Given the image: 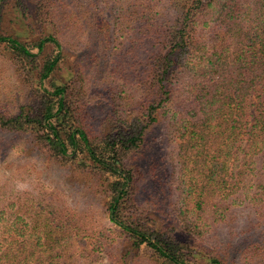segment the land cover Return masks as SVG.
<instances>
[{"label":"trees","instance_id":"obj_1","mask_svg":"<svg viewBox=\"0 0 264 264\" xmlns=\"http://www.w3.org/2000/svg\"><path fill=\"white\" fill-rule=\"evenodd\" d=\"M6 1L0 0V28ZM55 1L37 4L38 29L51 30L33 44L37 53L0 35L25 80L26 67L46 45L57 50L39 67L33 103L13 115L0 110V130L25 139L45 164L68 169L102 195L108 220L131 246L123 253L116 247L110 264H131L142 248L155 264H191L199 247H221L211 237L214 229L231 228L241 213L243 234L262 230L264 0H97L98 15L84 23L77 12L56 14ZM89 41L106 61L111 108L108 126L97 132L88 124L82 64L66 85L42 88L67 54ZM158 125L172 147L168 177L179 198L171 204L176 226L143 224L133 215L134 159ZM69 209L43 191L9 196L0 187V264H80L105 251L97 247L104 246L99 234L95 242L81 232ZM247 240L240 244L264 247V236ZM70 241L81 247H63ZM88 241L94 247H86ZM207 255L211 264H228L216 252Z\"/></svg>","mask_w":264,"mask_h":264},{"label":"rangeland","instance_id":"obj_2","mask_svg":"<svg viewBox=\"0 0 264 264\" xmlns=\"http://www.w3.org/2000/svg\"><path fill=\"white\" fill-rule=\"evenodd\" d=\"M38 2L39 0H7L0 28L1 36L18 39L31 48L33 54L37 53L33 44L51 34L47 25H43L46 27L44 33L37 27L35 14ZM55 7L56 14L62 11L68 14L77 12L81 23L85 20L90 22L100 11L97 0H62L60 3L56 0ZM96 19L102 21V17ZM83 46L81 50L77 49L67 54L59 70L50 80L43 83L42 88L45 91H52L54 84L66 85L77 66L82 64L85 87L87 86L88 90L86 105V113L89 115L88 124L97 132L102 129L106 115L111 110L105 91L108 77L105 69L106 61L96 43L89 41ZM56 53L57 50L53 45H46L35 64L26 67L28 76L25 80L18 71L16 60L3 45H0L1 111L13 115L17 114L21 107L33 103L39 89L37 82L39 67L43 59L52 58ZM30 148L25 139L0 130V187H4L9 196L39 191L52 194L54 200H60L73 210L74 221L79 223L81 232L94 237L95 242L99 234L100 242L104 246L97 247H106L105 251L88 254L89 257L80 259V264H110L112 256L116 253V247H123L122 253L126 251L124 247H131L124 241L119 229L108 220V212L100 205L102 195L90 191L85 180L71 177L68 169L54 163L45 164L43 157L38 156ZM171 150L172 147L165 141L164 126L158 125L150 133L148 145L142 154L134 159V167H138V179L135 183L133 215L143 224L150 222L158 226L177 224L171 204L177 202L179 198L171 190L168 177ZM245 221V214L241 213L235 223L231 224V228L224 224L217 225L211 237L219 245L223 244L221 247H199L197 249L199 252L193 255L191 264H211L207 255L211 252L225 257L228 264H264V247H244V244H240L248 243V238L261 239V236H264V228L261 230L260 227H255L250 233L243 234L242 227L246 224ZM178 237L188 239L182 232L178 233ZM206 242L207 239L205 244ZM92 243L88 241L86 247H94ZM225 243H232L234 246L227 247ZM63 247L78 248L81 245L70 241ZM135 253L130 256L133 258L131 264H155L147 248Z\"/></svg>","mask_w":264,"mask_h":264}]
</instances>
